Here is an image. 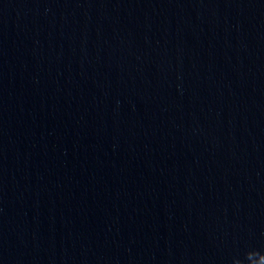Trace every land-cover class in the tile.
I'll list each match as a JSON object with an SVG mask.
<instances>
[{
    "label": "water",
    "instance_id": "obj_1",
    "mask_svg": "<svg viewBox=\"0 0 264 264\" xmlns=\"http://www.w3.org/2000/svg\"><path fill=\"white\" fill-rule=\"evenodd\" d=\"M0 264H264V0H0Z\"/></svg>",
    "mask_w": 264,
    "mask_h": 264
}]
</instances>
